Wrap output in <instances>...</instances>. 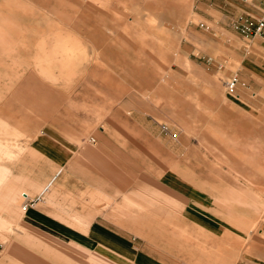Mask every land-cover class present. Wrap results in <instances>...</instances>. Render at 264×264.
<instances>
[{
  "label": "rangeland",
  "instance_id": "obj_1",
  "mask_svg": "<svg viewBox=\"0 0 264 264\" xmlns=\"http://www.w3.org/2000/svg\"><path fill=\"white\" fill-rule=\"evenodd\" d=\"M219 1L0 0V139L15 148L0 159L7 178L17 180L21 160L39 166L31 147L43 130L75 134L80 147L104 143L103 163L123 165L128 197L144 200L129 190L155 178L187 195L176 200L197 221L187 226L172 203L130 206L150 210L147 223L171 240L177 264H264V90L254 88L264 68L252 35ZM55 62L61 69L45 76ZM234 162L246 171L231 172ZM7 206L0 243L18 227ZM169 211L173 220H161ZM197 211L218 223L211 232Z\"/></svg>",
  "mask_w": 264,
  "mask_h": 264
},
{
  "label": "crops",
  "instance_id": "obj_2",
  "mask_svg": "<svg viewBox=\"0 0 264 264\" xmlns=\"http://www.w3.org/2000/svg\"><path fill=\"white\" fill-rule=\"evenodd\" d=\"M223 4L236 18L264 17V0H223ZM219 5L221 1L218 4L214 0L213 7ZM251 38L258 45L263 69L264 29L263 33ZM107 44L110 42L107 41ZM47 60L50 61L49 58ZM50 66V69L42 66L45 76L49 77L50 73L55 74L61 69L60 63L55 62ZM2 67L0 64V73L4 69ZM245 67L248 77L261 79L252 68L248 65ZM10 76L13 83L14 77L19 75H14L12 70ZM254 88L264 90V84ZM26 108L30 109L29 106ZM88 140L94 143L97 139L91 137ZM76 141L77 135L72 133H50L45 130L37 133L31 148L32 152L37 153L34 156H39L36 159L39 166L30 169L29 160H21L14 170L17 180L15 177L7 178L9 167L0 164V184L5 182L2 194L6 199L5 203H0V207L12 203L7 206L3 216L6 221H15L18 225L17 228L12 227V232L5 236V242L0 243V264H177L178 258L174 256L171 240L162 241L154 232V221L150 219L147 223L150 210H142V215L139 210L130 209V206L142 203L168 205L172 210L171 203L177 206L176 200L184 199L187 195L155 178L154 181L148 180L153 186L144 187L143 191L138 189L140 186L129 190L138 195L144 194L146 198L141 197L144 200L139 196L128 197L124 189L123 165L103 163L102 151H107L108 146L103 143L98 148H85ZM93 145H98V142ZM14 152L15 148L6 138L0 139V159H12ZM236 164H232L234 168ZM243 171L246 170H231ZM20 189L22 191L18 197ZM14 198L16 202H13ZM19 202L21 211H18L20 216L17 218L12 210L17 208ZM25 203H28L26 207ZM177 208L184 210L180 216L184 219V226L189 220L197 223L184 206ZM197 212L198 219L206 224L200 225L201 228L211 232L218 223ZM161 217L163 221H172V211L161 213ZM229 219L231 221L232 217ZM5 226L6 222H1L0 227Z\"/></svg>",
  "mask_w": 264,
  "mask_h": 264
},
{
  "label": "built area",
  "instance_id": "obj_3",
  "mask_svg": "<svg viewBox=\"0 0 264 264\" xmlns=\"http://www.w3.org/2000/svg\"><path fill=\"white\" fill-rule=\"evenodd\" d=\"M241 24V31L246 35H256L258 33H263L264 29V17L260 18H248V17H238L236 19V25ZM238 82V78L236 75H233L227 81V92L230 94H235L236 84ZM28 203H25V207Z\"/></svg>",
  "mask_w": 264,
  "mask_h": 264
},
{
  "label": "bare ground",
  "instance_id": "obj_4",
  "mask_svg": "<svg viewBox=\"0 0 264 264\" xmlns=\"http://www.w3.org/2000/svg\"><path fill=\"white\" fill-rule=\"evenodd\" d=\"M259 34V33H258ZM234 75H236V77L238 78V76H237V74H234ZM233 76V75H232ZM230 79V78H229ZM228 81V80H227ZM227 81H226V87H227ZM238 83V82H237ZM237 85V84H236Z\"/></svg>",
  "mask_w": 264,
  "mask_h": 264
}]
</instances>
